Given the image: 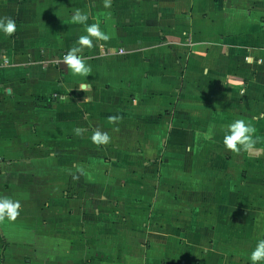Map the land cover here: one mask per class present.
Masks as SVG:
<instances>
[{
    "label": "crops",
    "instance_id": "0c3cea01",
    "mask_svg": "<svg viewBox=\"0 0 264 264\" xmlns=\"http://www.w3.org/2000/svg\"><path fill=\"white\" fill-rule=\"evenodd\" d=\"M76 9L111 35L82 50L87 77L61 63L86 34ZM0 18L17 26L0 33V196L21 202L0 264H250L264 0H0ZM234 119L256 129L251 156L223 146Z\"/></svg>",
    "mask_w": 264,
    "mask_h": 264
},
{
    "label": "clouds",
    "instance_id": "9594fccd",
    "mask_svg": "<svg viewBox=\"0 0 264 264\" xmlns=\"http://www.w3.org/2000/svg\"><path fill=\"white\" fill-rule=\"evenodd\" d=\"M103 6L108 8L111 6V0H103ZM89 14L86 11L76 9L71 17L72 23L84 26L85 33L81 35L76 44L64 54L61 61L67 67V70L74 76L87 77L91 72V67L87 63L86 58L81 55L84 48L91 49L95 43L99 41H108L111 35L101 29L100 23H88ZM16 23L11 18H0V33L6 36H12L16 32ZM247 62L251 63V58H246ZM229 84L237 83L228 80ZM88 85L81 84L79 88L86 90ZM243 94V91L241 92ZM119 117H109V122L114 123ZM76 134L80 130L76 129ZM222 143L226 150L239 154L241 151L248 153L249 156L253 153V148L256 143L253 134L256 129L253 125L244 119H234L222 129ZM92 143L97 146L107 145L110 142V137L106 132L95 131L90 137ZM21 202L18 199L8 196H0V222L8 221L15 222L20 215ZM250 264H264V238L258 239L254 249L248 256Z\"/></svg>",
    "mask_w": 264,
    "mask_h": 264
}]
</instances>
